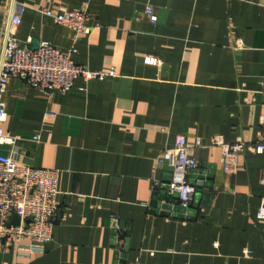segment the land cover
Returning <instances> with one entry per match:
<instances>
[{"label":"crops","instance_id":"obj_1","mask_svg":"<svg viewBox=\"0 0 264 264\" xmlns=\"http://www.w3.org/2000/svg\"><path fill=\"white\" fill-rule=\"evenodd\" d=\"M21 1V45L73 49L75 64L116 75L78 77L66 93L8 79L3 129L15 142L0 153L58 170L59 208L43 252L2 244L0 264H264V151L245 150L226 173L221 149L207 146L264 134V0ZM9 3L0 0V24ZM61 7L85 10L91 32L75 36L38 11ZM177 134L199 163L186 214L160 200L170 167L158 158Z\"/></svg>","mask_w":264,"mask_h":264},{"label":"built area","instance_id":"obj_2","mask_svg":"<svg viewBox=\"0 0 264 264\" xmlns=\"http://www.w3.org/2000/svg\"><path fill=\"white\" fill-rule=\"evenodd\" d=\"M26 9L23 1L10 0L0 24V144L15 142V137L3 129L7 117L3 95L9 78H19L27 86L40 91L66 93L78 77L87 81L116 75L114 69L90 70L87 66L75 64L71 58L73 49L63 51L47 41L39 42L34 48L21 45L15 37V29ZM38 11L55 23L71 29L75 36L91 32L83 9L61 7L57 11ZM144 15L152 24L157 22V16L150 6H145ZM259 92L264 98V83ZM46 115L54 116L52 113ZM262 118L264 120V115ZM200 144L197 140L196 146ZM207 146L221 149L223 170L233 173L237 169L239 155L245 150L264 151V134L255 145H249L244 140L226 143L220 136H213ZM189 148L186 136L177 134L173 146L165 148L158 158L159 164L170 167V179L163 195L174 201L170 203L172 206L185 210L190 209L196 192L188 173L199 166L197 160L189 155ZM58 173L55 169L18 164L14 158L0 153V245L15 243L18 253L24 256L35 251L43 252L52 240L53 219L59 208ZM158 185V182H154L155 189ZM13 215L19 218L17 224L11 222ZM258 218L264 219V207L259 210ZM114 229L117 234L113 244L122 251L125 241L118 234L122 230L116 219Z\"/></svg>","mask_w":264,"mask_h":264},{"label":"water","instance_id":"obj_3","mask_svg":"<svg viewBox=\"0 0 264 264\" xmlns=\"http://www.w3.org/2000/svg\"><path fill=\"white\" fill-rule=\"evenodd\" d=\"M200 179H201V177H200ZM191 183H193V182H191ZM209 183H211V182H209ZM193 184H194V183H193ZM197 185L200 186L199 183H198ZM206 185H207L209 188L212 187V184H206ZM160 200L163 201V205H162V207H163L164 209H166V210H173L174 212L179 213V214H184V213H189V212H191L189 209L185 210V209H183V208H181V207H178V206H172L170 203H173L174 201L171 200L170 198H168L167 196L162 195V196L160 197ZM18 220H19L18 216H17V215H13V217H12V219H11V222L14 223V224H17V223H18ZM126 244H127V243H126Z\"/></svg>","mask_w":264,"mask_h":264}]
</instances>
